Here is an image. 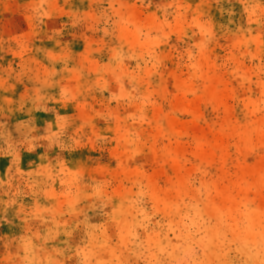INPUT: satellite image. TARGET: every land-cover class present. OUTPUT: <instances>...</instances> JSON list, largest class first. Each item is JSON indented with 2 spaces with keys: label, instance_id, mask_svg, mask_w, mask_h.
<instances>
[{
  "label": "rangeland",
  "instance_id": "374dc122",
  "mask_svg": "<svg viewBox=\"0 0 264 264\" xmlns=\"http://www.w3.org/2000/svg\"><path fill=\"white\" fill-rule=\"evenodd\" d=\"M260 166L264 0H0V264H264Z\"/></svg>",
  "mask_w": 264,
  "mask_h": 264
},
{
  "label": "bare ground",
  "instance_id": "6f19581e",
  "mask_svg": "<svg viewBox=\"0 0 264 264\" xmlns=\"http://www.w3.org/2000/svg\"><path fill=\"white\" fill-rule=\"evenodd\" d=\"M262 167H264V166H260L259 168H262ZM262 170H264V169H262ZM254 173H255V169L251 168V169L244 170L242 172V175L245 177H248V178H254V175H255Z\"/></svg>",
  "mask_w": 264,
  "mask_h": 264
}]
</instances>
